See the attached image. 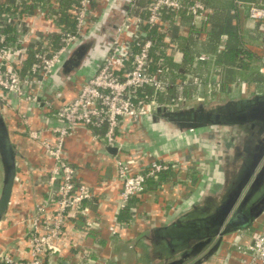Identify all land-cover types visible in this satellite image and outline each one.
I'll list each match as a JSON object with an SVG mask.
<instances>
[{
    "label": "crops",
    "instance_id": "obj_1",
    "mask_svg": "<svg viewBox=\"0 0 264 264\" xmlns=\"http://www.w3.org/2000/svg\"><path fill=\"white\" fill-rule=\"evenodd\" d=\"M132 1L127 19L136 8L135 1ZM204 3L208 18L195 27L185 12L180 13L177 23H173L171 14L165 15L171 23L170 41L165 43L163 40V48L170 61L183 69L172 66L161 76L178 92L174 102L167 101L165 93L164 101L147 100L150 104L142 118L120 119L115 133L116 142L123 143L119 149L115 144L106 143L103 137L105 126L98 130L78 124L65 138L64 154L76 169V181L88 185L92 196L82 202L83 212H75L69 219L70 226L77 230L73 238L78 245L57 254H47L44 264H159L163 252L171 251L187 239L185 233L196 220L192 206L201 202L205 193L216 194L223 172L245 169L244 152L237 160L231 157L224 163L222 161L224 150L238 145L237 138L244 129L235 127L241 126L238 121H218L209 125L205 122L193 129L179 131L171 125L174 118H169L186 107H196L199 101L208 104L230 99L233 102L230 106L215 105L226 109V112L218 109L217 113L222 114L239 111L238 108L242 107L246 110L258 102L253 96L264 98L262 23L249 20L245 7H236L234 0H204ZM112 9L113 0H94L87 34L106 13L114 12ZM61 10L60 2L59 9L49 8L44 16L28 10L25 16L32 44L36 45V37L41 35L44 27L49 29L50 37L59 31L64 22ZM125 28L130 26L125 23ZM10 37L13 41L14 36ZM86 38L77 40L68 49L42 86H26V92L21 95L5 93V103L0 104V112L16 150L15 179L6 213L0 219L1 249L15 247L21 241L36 202L57 198V183H47L53 162L41 144L29 137L28 131L38 130L42 137L52 139L51 129L57 124L53 109L77 95L80 83L96 72L108 53L96 57L92 52L95 41L86 49ZM79 43L83 45L77 47ZM234 44L242 46L244 52L225 61L220 54ZM54 45L58 44L54 42ZM201 54L206 59H198ZM27 58H13L6 67L9 70L18 68L24 74L28 69ZM128 63L124 62L126 68ZM33 92L38 95L37 103L26 98ZM248 101L254 103L244 105ZM212 130L215 136L211 139L199 134ZM111 147L115 149L111 150ZM118 157L128 161L132 173L146 170L152 160L170 162L174 166L158 176L149 177L144 191L120 208L122 183L117 177L115 162ZM1 187L0 164V192ZM114 222L118 226L116 233L111 234L109 227ZM263 224L264 211L236 226L223 236L215 253L202 264H246L248 255L237 247L247 245L261 231ZM193 242L195 240L190 239L189 245ZM25 246H20V250ZM209 247L206 246L201 254ZM14 253L20 256L16 251Z\"/></svg>",
    "mask_w": 264,
    "mask_h": 264
},
{
    "label": "built area",
    "instance_id": "obj_2",
    "mask_svg": "<svg viewBox=\"0 0 264 264\" xmlns=\"http://www.w3.org/2000/svg\"><path fill=\"white\" fill-rule=\"evenodd\" d=\"M93 1H71L67 13L73 25L70 29L59 32L58 45L55 46L47 27H44L41 35H37L36 45L31 43L25 14L31 9L42 16L47 15L49 8L59 9L58 0H0V104L5 103V93L21 95L26 92V86H42L68 49L77 40L88 35ZM234 3L236 7H245L249 20L262 23L261 38L264 43V1L234 0ZM143 9L147 12L146 18L140 15L125 18L108 53L96 72L80 83L77 95L53 109L57 120V124L51 129L53 138L42 137V132L38 130L28 131L29 137L41 144L45 154L53 162L47 183H57V198L34 204L21 241L15 247L0 248V263L44 264L47 254H57L63 249L78 245L73 238L77 230L70 226L69 219L75 212H83L81 204L92 196V190L88 185L76 181V169L64 154L65 138L78 124L92 128L105 125L103 137L106 143L121 148L123 143L115 140L120 119L142 118L150 104L143 99L144 96L139 95L143 93V87L152 86L155 90L162 91L166 85L161 76L168 68L157 66L154 72L149 71L150 51L154 41L150 38L138 39L141 32L138 27L144 22L149 26H158L163 40L168 43L171 23L163 18L164 14H171L173 23H177L180 13L185 12L193 27L206 22L208 18L204 0H149ZM125 23L130 26L129 29L125 28ZM72 29L75 33H72ZM12 35L13 41L10 37ZM29 54L32 55V63L24 74L18 68L9 70L6 67L11 59H26ZM198 59L204 60L206 56L201 54ZM125 61H129L127 68ZM262 64L264 71V58ZM26 98L34 103L39 101L35 92L28 94ZM48 105L51 107L49 102ZM115 162L117 177L122 183L119 193L120 208L144 191L149 177L174 166L170 162L152 160L146 170L132 173L126 159L118 157ZM117 226L118 223L114 222L109 227L111 234L116 233ZM24 244L25 248L20 250V246ZM237 248L248 255L246 264H264V224L247 245H238ZM14 251L20 256H16Z\"/></svg>",
    "mask_w": 264,
    "mask_h": 264
},
{
    "label": "water",
    "instance_id": "obj_3",
    "mask_svg": "<svg viewBox=\"0 0 264 264\" xmlns=\"http://www.w3.org/2000/svg\"><path fill=\"white\" fill-rule=\"evenodd\" d=\"M130 1L131 0H121L124 5L120 18L114 26L110 27L107 31L110 35V39L108 41L107 50L104 52L105 54L109 51L118 35V30L124 22L129 10ZM72 33H75L74 29H72ZM82 42H84V40H82ZM253 97L257 99L258 102H256V104L254 103L255 105H251L240 114L237 112L222 114L217 112L216 114H212L208 112L209 108L215 105H230V103H233L230 99L220 102H210L208 104L199 101L196 107L189 106L185 108V110L189 111L196 108L202 109L204 113L199 115V117L202 116V118L214 119L213 122L210 121V123L207 121L206 123L208 125L218 121L233 123L235 122V117H237L235 114H239V118H243V121H240L241 126L235 127H242L241 129H244L241 131L242 134L237 138L238 145L233 146L232 149L224 150L222 161L224 163L231 157L237 160V157L240 158L242 152H244L246 155V167L244 170L241 169L234 173L223 172V178H221V183L216 194L205 193L200 199L201 202H196L192 206V215H194L196 220H193L190 224L192 227L190 226V229L185 233L187 239L179 243L177 247L171 249V251L163 252L160 255L159 264H202L215 253L224 235L236 229V226L243 225L247 223L248 220L258 217L264 211V127L261 130L260 126L254 122L252 123V121L259 118H262L264 121V100H262L264 98L260 99L259 96ZM192 118L193 119L189 120L190 123L186 122L179 124L177 127L178 130L185 131L203 124L196 123L197 118L194 117V115ZM232 127L234 128V126ZM250 130H253V132ZM233 131L236 130L234 129ZM199 134L205 135L207 138L211 139L215 136V131L212 130L206 134L199 132ZM110 149L114 150L115 148L111 147ZM0 164L2 168V187L0 192L1 219L6 213L16 170V150L11 143L8 129L1 112ZM227 165L229 166L230 164L228 163ZM227 189L229 190L226 193L225 191ZM253 196L255 197L254 202L248 204L250 198ZM245 207L248 208L246 214L243 213ZM240 218H242V221H240ZM190 239L195 240L191 245H189ZM213 239H215V241L211 244ZM208 245H210L208 250L204 254H201V251Z\"/></svg>",
    "mask_w": 264,
    "mask_h": 264
},
{
    "label": "trees",
    "instance_id": "obj_4",
    "mask_svg": "<svg viewBox=\"0 0 264 264\" xmlns=\"http://www.w3.org/2000/svg\"><path fill=\"white\" fill-rule=\"evenodd\" d=\"M71 1L72 0H59L60 6L62 8L61 17L64 18L63 20L64 22H63V25L59 26V31L54 32L52 34L51 39L53 42H56V44H58L59 32L70 29L71 24L73 23L72 19L69 17L67 13V10L69 8ZM134 1H135L134 4L136 8L132 10L133 15H140L143 18H146L147 12L143 9V7L147 5L149 0H134ZM250 2H253V1H250ZM165 15H168V14H164L163 18H165ZM138 28L141 31L139 32L137 36L138 39L143 40V39L150 38L154 41V46L150 51V60H149V65H148L149 71L154 72L157 66H161L164 69L169 68V67L171 68L173 66L174 68L178 70H183L180 66H176L170 61V56L168 55L167 51L163 48L164 46V41H163V36H162L163 34L158 31L159 29L158 26H149L144 22ZM243 52H244V48L242 46L237 47L236 44H234V46H227L226 50L220 54V57L223 58L225 61H230L231 58H236L239 54ZM27 59L29 60L27 64L30 65L32 63V55L29 54ZM183 60H184L183 63H185L186 57ZM28 65H27V68H28ZM165 93L167 94V101H171V102H174L178 96V92L174 91V87L168 83L165 85V88L162 91L155 90V88H153L152 86H145L143 87V93H140L139 95L141 97L144 96L143 99L145 101L147 100L164 101L165 98L163 97V95H165ZM104 126L105 125H103L102 127ZM100 128L101 127H99L98 130ZM160 173H158L156 176H158Z\"/></svg>",
    "mask_w": 264,
    "mask_h": 264
},
{
    "label": "flooded vegetation",
    "instance_id": "obj_5",
    "mask_svg": "<svg viewBox=\"0 0 264 264\" xmlns=\"http://www.w3.org/2000/svg\"><path fill=\"white\" fill-rule=\"evenodd\" d=\"M123 5L124 4L121 2V0H113L114 9H112V11L114 10V12L110 11V13H106L105 16L103 17V19L100 20L99 24L96 25V27L93 29V31L90 34L87 35L86 40L88 42V45H87L86 49H88L90 47L89 46L90 42L93 43L95 41L96 45L92 46L94 48V50H92L94 55H97V56L101 55L102 56L103 54H105L104 52L107 50L108 41L110 39V35L107 33V31H108V29L110 27H113L114 24L119 20L120 14H121L122 9H123L122 8ZM116 8H117V10L115 11ZM81 43H83V42H81ZM81 43L77 44V47L82 46L83 44H81ZM248 103L252 104L254 102L248 101V102L244 103V105L245 104L249 105ZM228 106H230V105H228ZM218 109L219 108H216L215 106H212V107L209 108L208 112L212 113V114H216ZM219 110H222L223 112H226V109L223 108V107L221 109H219ZM238 110L239 111H236V112L239 113V114L241 112L245 111L244 107L238 108ZM230 112L233 113V111H230ZM192 113H193L194 117L197 118L196 119L197 120L196 123H198V124L199 123H205L207 121H209V123H210V121L213 122V120H214L213 118H207L206 119V117L205 118L204 117L202 118V116L199 117V115H202V113H204V112H203L202 109H200V108L197 109L196 108V109L191 110V111H189V110H181L179 114L176 113V114L170 115L169 118H174V119H172L173 121H172L171 125L175 126V127H178L179 124H183V123H186V122L189 123L190 122L189 120L193 119L192 118V116H193ZM190 114H191V116H190ZM239 114L238 115L235 114L237 116V117H235V121L236 122L238 121L240 123V121H243V118H239ZM181 115H184V116H181ZM184 117H187V118H184ZM253 122L256 123L258 126H260L261 130L264 127V121H263L262 118L256 119V120L252 121V123ZM250 131L253 132V130H250ZM222 178H223V175H222ZM228 190L229 189H227L225 192L227 193ZM254 196L250 198L248 204L254 202V199H255ZM247 211H248V208L245 207V209L243 210V213L246 214ZM240 221H242V218H240ZM227 222H229V221H227ZM226 224H228V223H226Z\"/></svg>",
    "mask_w": 264,
    "mask_h": 264
},
{
    "label": "rangeland",
    "instance_id": "obj_6",
    "mask_svg": "<svg viewBox=\"0 0 264 264\" xmlns=\"http://www.w3.org/2000/svg\"><path fill=\"white\" fill-rule=\"evenodd\" d=\"M96 57H98V56H96Z\"/></svg>",
    "mask_w": 264,
    "mask_h": 264
}]
</instances>
